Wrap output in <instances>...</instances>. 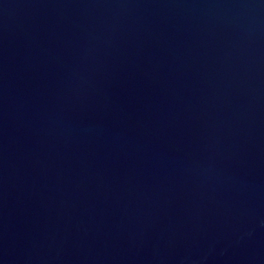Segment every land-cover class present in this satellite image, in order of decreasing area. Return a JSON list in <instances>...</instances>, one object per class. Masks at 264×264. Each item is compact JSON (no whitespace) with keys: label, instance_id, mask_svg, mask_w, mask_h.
<instances>
[{"label":"water","instance_id":"water-1","mask_svg":"<svg viewBox=\"0 0 264 264\" xmlns=\"http://www.w3.org/2000/svg\"><path fill=\"white\" fill-rule=\"evenodd\" d=\"M0 264H264V0H0Z\"/></svg>","mask_w":264,"mask_h":264}]
</instances>
